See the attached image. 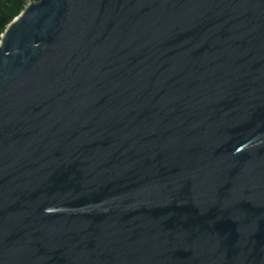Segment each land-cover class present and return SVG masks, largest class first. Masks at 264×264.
Returning a JSON list of instances; mask_svg holds the SVG:
<instances>
[{"label": "water", "instance_id": "obj_1", "mask_svg": "<svg viewBox=\"0 0 264 264\" xmlns=\"http://www.w3.org/2000/svg\"><path fill=\"white\" fill-rule=\"evenodd\" d=\"M0 264H264V0H37L0 42Z\"/></svg>", "mask_w": 264, "mask_h": 264}, {"label": "rangeland", "instance_id": "obj_2", "mask_svg": "<svg viewBox=\"0 0 264 264\" xmlns=\"http://www.w3.org/2000/svg\"><path fill=\"white\" fill-rule=\"evenodd\" d=\"M35 1L37 0H0V42L9 24L22 13L28 4Z\"/></svg>", "mask_w": 264, "mask_h": 264}, {"label": "trees", "instance_id": "obj_3", "mask_svg": "<svg viewBox=\"0 0 264 264\" xmlns=\"http://www.w3.org/2000/svg\"><path fill=\"white\" fill-rule=\"evenodd\" d=\"M6 18H4V20H5Z\"/></svg>", "mask_w": 264, "mask_h": 264}]
</instances>
